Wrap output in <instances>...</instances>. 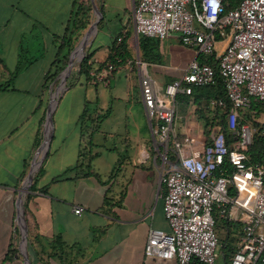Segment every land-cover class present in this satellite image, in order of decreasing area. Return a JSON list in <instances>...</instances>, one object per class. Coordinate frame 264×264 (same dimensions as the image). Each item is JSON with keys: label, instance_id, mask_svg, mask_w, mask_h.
<instances>
[{"label": "crops", "instance_id": "1", "mask_svg": "<svg viewBox=\"0 0 264 264\" xmlns=\"http://www.w3.org/2000/svg\"><path fill=\"white\" fill-rule=\"evenodd\" d=\"M75 1L0 0V264H178L145 254L152 228L170 230L162 184L169 166L160 160L156 163L155 152L149 150L153 139L142 100L138 62L147 64L148 72L165 87L180 79L195 59L205 61L190 48L183 62L175 53L171 63L163 52L162 60L152 55L146 58L140 48L143 36L134 23V8L140 0H101L99 6L92 0L98 14L97 30L92 32L81 58L87 52L93 54L90 75L80 74L79 64L77 75L70 78V86L57 99L53 135L41 164L44 172L38 177L36 190L31 191L38 173L31 181V169L44 155L39 152L50 129L47 104L54 101L56 81L46 88L47 74L53 69L73 18ZM159 41L167 50L188 52L175 36ZM80 53L81 47L71 52L67 67L72 61V69L73 59ZM110 63L115 71L104 85L117 88L116 77L123 71L132 76L131 84L124 92V101L115 96L106 111L100 108L92 117L102 115L108 120L120 103L134 127L104 131L101 122L96 123L91 154L79 168L85 100L76 97L79 107L71 116L66 108L58 114L59 106L70 91L101 82L96 75ZM136 111L143 117V127L137 122ZM96 135L102 136L103 143H95ZM111 136L122 139L121 146L107 145ZM145 156L149 158L145 160ZM123 158L125 162L118 167L117 162ZM152 164L155 171L149 170ZM117 171L119 175L114 177ZM245 194L241 201L248 204L251 196ZM76 207L84 208L82 215L75 213ZM232 210L246 219L237 207ZM243 224L228 223L229 239L234 235L239 241ZM58 240L63 249L56 245ZM238 241L232 243L235 248Z\"/></svg>", "mask_w": 264, "mask_h": 264}, {"label": "built area", "instance_id": "2", "mask_svg": "<svg viewBox=\"0 0 264 264\" xmlns=\"http://www.w3.org/2000/svg\"><path fill=\"white\" fill-rule=\"evenodd\" d=\"M134 23L144 37L165 40L175 36L183 46L217 62L212 66L195 59L180 79L165 87L148 72L147 64L138 62L155 161L169 166L162 184L170 230H150L146 256L178 264L194 260L203 264H264V165L249 161L257 128L246 119L250 113L264 136V0H235L234 6L229 0H140L134 8ZM114 71L115 65L110 63L96 79L108 83ZM218 78L224 83L227 98L211 99L207 109L224 114L229 149L209 167L211 154L199 158L195 150L199 171L189 170L182 152L186 142H192L189 138L184 143L178 140V98L193 94L195 88L216 85ZM225 161L232 169L223 166ZM231 183L236 184V197L229 190ZM245 193L251 196L248 204L241 201ZM233 207L246 214V219L233 213ZM74 211L82 215L84 208ZM220 220L244 223L230 262L219 252Z\"/></svg>", "mask_w": 264, "mask_h": 264}, {"label": "trees", "instance_id": "3", "mask_svg": "<svg viewBox=\"0 0 264 264\" xmlns=\"http://www.w3.org/2000/svg\"><path fill=\"white\" fill-rule=\"evenodd\" d=\"M231 5L234 6L235 0H229ZM90 8L85 4L80 3L79 0L75 1V12L73 18L67 28V32L65 36L62 38V41L59 45V52L57 55V59L53 64V69L47 74V87L57 81L59 75L66 69L71 52L75 48V44L79 39L81 33L87 29L90 24ZM158 42L155 39L141 37L140 38V48L144 53L146 58H149L150 55L155 56L156 58H160L159 53H153V49L157 46H154L153 43ZM93 54L87 52L84 58L80 63V74H83L87 78L90 75L91 64L90 60ZM206 63L211 64L212 66H216L217 62L213 57H209L205 60ZM70 86V85H69ZM213 98H227L226 90L224 87V83L221 78H218V82L216 85L198 87L195 88L193 94L191 95H180L179 102L183 105V111L186 114V121L188 123V134H180L179 141L184 143L187 138L192 142L196 155L199 158H204L207 154V151H202V148L205 147L207 140L210 138L213 128L215 124H219V126H223V133L227 134L226 122L224 118V114H221L219 111L210 112L207 109V105L209 101ZM257 108V107H256ZM259 108V107H258ZM260 109V108H259ZM260 116V114L258 115ZM257 116V117H258ZM104 116H89V112L87 109L84 110L81 116V130L83 135V144L80 150V161L77 167L84 166V160L89 158L91 154V149L93 147L92 143V135L95 129H98V125L96 123H100ZM246 119L250 120L254 123V126L257 128L254 134V141L248 151V158L252 164L256 165H264V136L261 133L260 124L256 122L254 119H251L250 113L246 114ZM90 122V124H88ZM41 145L40 139L37 140L36 146L39 147ZM223 166L229 169H232L231 165L228 161L223 163ZM44 172L43 166L39 169L38 173L35 176L34 183L31 186V191L36 190V185L38 183V177L42 175ZM88 175H95V177H99L97 174H93L92 172L87 173ZM233 194V192H231ZM225 225H228V222L222 220ZM229 226V225H228ZM56 245L62 248L61 241L58 240ZM56 248V246H55ZM63 249V248H62ZM229 251L234 254L236 248L232 244H227L223 247V252L225 254L224 261H227L226 251ZM191 264H203L198 260H194Z\"/></svg>", "mask_w": 264, "mask_h": 264}, {"label": "rangeland", "instance_id": "4", "mask_svg": "<svg viewBox=\"0 0 264 264\" xmlns=\"http://www.w3.org/2000/svg\"><path fill=\"white\" fill-rule=\"evenodd\" d=\"M80 3L85 4L87 7L90 8L91 12H90V24L87 27L86 30H84L81 35L79 36L78 41L75 44V48L74 49H79L82 45L83 40H85V36L89 31V28L93 26L94 22L96 21V18L98 16V14L95 12V10L93 9V1H95V4L97 6L100 5L101 0H79ZM124 1V0H123ZM93 10V11H92ZM92 37V35H91ZM91 37L88 39L87 45L85 47H83V50L87 49L88 43L91 39ZM156 40V39H155ZM158 42L153 43L154 46H157L153 49V53H159L160 54V59L162 60L163 55L162 52L164 53L165 59L166 61L168 60V63L172 62V59L174 57V53L175 55H177L179 58H182V62L186 60V55L189 53L190 49L182 47L184 50L188 51L186 53H179V51H171V50H167V48L162 44V41L157 40ZM192 50V49H191ZM84 54V51H82V47H81V53L80 55L75 56V58L73 59V67L71 69V73L69 75V77L67 78L66 82L64 83L62 81V78L64 77V71L61 73L62 76L58 77L56 83L53 86V93H54V100H57L63 92L66 91V89L68 88V86L70 85L69 80L72 76L77 75L78 73V67L81 61V58ZM210 56H205L202 55V60H206L208 59ZM84 58V57H83ZM176 58V56H175ZM121 73V72H120ZM117 75V79H116V83H117V88H115L114 90L112 89V87H106L104 85L103 82H99L96 85H87L85 86L83 89L81 90H72L70 91L66 98L61 102L60 106H59V113L60 114L64 108H66V110L68 111L69 115H75L78 107H79V100L78 96H81L84 98L85 100V104H86V109L89 112V116H95L97 114L98 109L102 108L103 110L106 111V109H108L109 105H110V101H112V98L117 96V97H121L124 101V92L128 89V87H130L131 84V75H128L127 71H123L121 74ZM138 91V88L137 90ZM52 95L49 94V99ZM119 105L117 106V108L115 109L114 114L111 116V118H109L108 120H105L106 117H104L101 120V127L104 131H120L121 129L127 127L128 129H133L134 125L132 123V119L126 118V109L124 108V106L120 103H118ZM49 105V107H48ZM52 104H47V108L49 109L51 107ZM210 112V109H208ZM100 114V113H99ZM98 116H102V115H98ZM136 116H137V122L143 127V120H142V115L139 111H136ZM178 130H179V134H188V128L186 125V116L184 111L182 110V108H180V104H179V108H178ZM88 124H90V122H88ZM144 128L147 130V126L146 123H144ZM48 132H46L47 134ZM100 134V133H99ZM95 143H103L102 142V136L101 135H96L95 136ZM227 135H224L220 129L219 124H215L212 134L210 136V138L207 140L205 147L202 148V151H207L208 154H211V157H209L207 159V167L211 166L216 160H220L222 158V156L225 155V153L227 152V150L229 149V144H228V139ZM107 145H111V146H121L122 139H116L115 137H109L108 140L106 141ZM105 142V143H106ZM187 146L185 147V149L183 150L182 154H183V158L184 160H186V168L189 170H193V171H199L198 170V162H199V158L197 156H195V148L193 147V145L188 141L186 142ZM171 145H173L171 143ZM149 150L154 153V148H153V144H150ZM125 153V152H124ZM172 156V154H171ZM202 160V159H201ZM118 161V160H117ZM124 158L119 160L117 162V165L119 167L120 163H124ZM202 163H204V161H200ZM41 166V165H40ZM40 166H38L37 171H39ZM127 168H130L131 165L127 164L126 165ZM206 167V169H207ZM149 170L151 171H155V165H149ZM205 169V171H206ZM36 171V172H37ZM204 171V172H205ZM119 172H115L114 177H117L119 174ZM229 190L233 193H236V184H230L229 185ZM232 195V193H231ZM236 197V196H234ZM97 201L96 199V195L95 198L93 200V205H95V202ZM227 226L225 225L224 222L222 220L219 221L218 226H217V233L219 235L220 238V246H219V252H223V247L224 245L226 246V243L230 242V244H232L235 241H238V239L233 235L230 239L228 237V233H227ZM238 243V242H237ZM226 256H227V261L230 262L231 258H232V253L229 251V249H227L226 251ZM220 261L222 262V259H220ZM219 261V262H220ZM220 262V263H221Z\"/></svg>", "mask_w": 264, "mask_h": 264}, {"label": "water", "instance_id": "5", "mask_svg": "<svg viewBox=\"0 0 264 264\" xmlns=\"http://www.w3.org/2000/svg\"><path fill=\"white\" fill-rule=\"evenodd\" d=\"M95 30H97V22H95L93 24V26L91 27V29L86 34L85 40H83L82 45H81L82 50H83V47H85V45L87 43V40L91 36L92 32L95 31ZM72 57H73V54L71 55V60H72ZM71 64H72V61H70L69 66L64 71V77H63V82L64 83L66 82L67 77H68V74L70 72V69H71L70 66H71ZM56 105H57V100H54L53 101V104L51 105V107L48 110V125H49L50 129H49L48 133L45 136V140H44L43 144L41 145V149H40V152H39V153H41L43 151L44 152L43 153L44 155H43L42 159L39 162H37V159L35 160V162L33 164V167L31 169V176H30V180L31 181L34 178V175H35V173L37 171L38 166H40L42 164L44 157L47 155V153L49 151L50 142H51L52 135H53V128H54V125H53V113H54V110L56 108ZM19 204H20L21 207H23L22 200H20Z\"/></svg>", "mask_w": 264, "mask_h": 264}]
</instances>
